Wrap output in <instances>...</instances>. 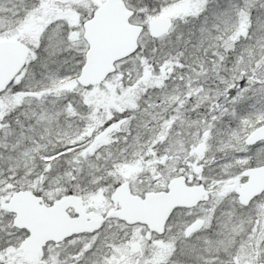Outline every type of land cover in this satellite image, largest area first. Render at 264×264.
Instances as JSON below:
<instances>
[{
	"label": "snow or ice",
	"instance_id": "1",
	"mask_svg": "<svg viewBox=\"0 0 264 264\" xmlns=\"http://www.w3.org/2000/svg\"><path fill=\"white\" fill-rule=\"evenodd\" d=\"M0 264H264V0H0Z\"/></svg>",
	"mask_w": 264,
	"mask_h": 264
}]
</instances>
